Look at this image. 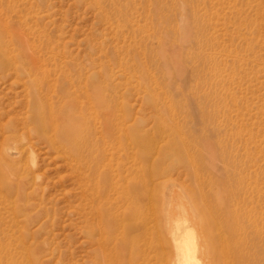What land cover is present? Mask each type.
I'll use <instances>...</instances> for the list:
<instances>
[{
    "label": "rangeland",
    "instance_id": "obj_1",
    "mask_svg": "<svg viewBox=\"0 0 264 264\" xmlns=\"http://www.w3.org/2000/svg\"><path fill=\"white\" fill-rule=\"evenodd\" d=\"M42 107L102 163L167 167L203 264H264V0H0V151L21 137L41 176L21 199L0 180V264H177V211L156 198L135 240L123 201L94 212Z\"/></svg>",
    "mask_w": 264,
    "mask_h": 264
},
{
    "label": "bare ground",
    "instance_id": "obj_2",
    "mask_svg": "<svg viewBox=\"0 0 264 264\" xmlns=\"http://www.w3.org/2000/svg\"><path fill=\"white\" fill-rule=\"evenodd\" d=\"M42 109L46 114L44 117L45 120L41 121V125L39 124L37 128L44 134L48 143L57 153L61 152L60 154L64 155L71 161L72 168L77 170V174L81 177H85L86 181L90 180L89 183L84 185V189L90 192L89 195L93 202L97 200V204L92 205L94 212L107 214L112 203L121 200L123 201L125 209L128 210L130 214H133V217L124 219L129 226V235L131 236L133 233L135 235V232L140 231H143L145 234V231H149L147 226L151 221L139 218L138 216L143 211L151 212V214L154 215L156 213V198L163 200V202L165 200L167 201L166 204L164 202V205H166V211L168 213L177 211V214L179 215L176 219L170 217V219L167 220L169 223L168 227L173 233L172 241L175 242V248L180 255V260L176 263H204L196 256L198 248L196 244L200 239L198 240L197 237L198 229L196 231L194 228L191 229L193 225L190 224L191 220L187 217L188 215L186 216L191 206L188 208L186 207L187 205H185L187 204L184 201L187 196L185 190L178 186L181 190L178 191L177 189L176 191V188L174 189L173 186L178 184H175L174 181L172 183L170 182L166 185V188H164V186L162 187V184L165 183L158 180L159 178L162 179L166 177L167 167L160 168L159 166H156L153 161L147 164V166H142V153L139 152L131 155L134 163L130 166H126L125 163L121 161H118L116 164H112V162L102 163V161H99L100 155H92L93 146H91L89 138L90 132L83 121L74 118L60 120L59 117L53 115L54 109L51 112H46L47 107H42ZM12 140L19 143L20 146L18 148H14L15 146L13 148H1L0 180L7 191L14 194L18 199H21L27 182L30 181L35 183V181L41 178V176L30 167L33 165V167H36V157L32 155L33 152H31V148L23 143L21 137L15 136L12 137ZM11 156L17 157V162H15L13 159L14 157ZM147 157H149V155ZM9 170L14 171L16 179L12 178V173ZM33 191L32 193H34ZM211 196L212 194H209V197ZM213 196L220 197V194ZM179 198H183L184 202L182 200L180 201ZM188 200H190L189 197ZM189 203L191 202L189 201ZM194 208L195 207H193V209ZM191 215L194 216V213H191ZM154 220L155 219H153V222ZM152 225L155 227L156 221L155 224ZM130 238H133V236ZM131 252L129 259L124 258L122 261L126 260L129 264L132 263L135 256L133 247H131ZM138 253H136V255ZM178 259L179 258H177V260Z\"/></svg>",
    "mask_w": 264,
    "mask_h": 264
}]
</instances>
